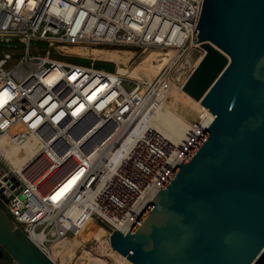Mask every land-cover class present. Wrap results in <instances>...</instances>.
<instances>
[{"label": "built area", "instance_id": "obj_1", "mask_svg": "<svg viewBox=\"0 0 264 264\" xmlns=\"http://www.w3.org/2000/svg\"><path fill=\"white\" fill-rule=\"evenodd\" d=\"M202 2L0 0V203L49 257L88 219L127 232L200 137L176 151L145 121L203 55ZM58 44L130 48L127 68L155 50L162 64L136 78Z\"/></svg>", "mask_w": 264, "mask_h": 264}, {"label": "water", "instance_id": "obj_2", "mask_svg": "<svg viewBox=\"0 0 264 264\" xmlns=\"http://www.w3.org/2000/svg\"><path fill=\"white\" fill-rule=\"evenodd\" d=\"M195 28L204 52L182 90L213 119L109 245L131 264H264V0H203ZM4 251L56 264L0 208Z\"/></svg>", "mask_w": 264, "mask_h": 264}, {"label": "bare ground", "instance_id": "obj_3", "mask_svg": "<svg viewBox=\"0 0 264 264\" xmlns=\"http://www.w3.org/2000/svg\"><path fill=\"white\" fill-rule=\"evenodd\" d=\"M57 48L59 51L64 52L65 54L74 55L81 53L87 55L90 59L111 61L116 63V65L118 66L124 65L123 67L119 66V70L121 72H127L129 76L136 78H141L143 72L153 75L160 68L162 64V62H158V60L160 59L158 58L159 56L155 55L156 53H158L155 50H146V53L143 54L144 56L142 57V60L144 61L142 62L138 61L132 68L130 67L127 68L126 67L127 62L134 54V50L130 48L108 47V46H100V45H67V44H63V45L58 44ZM150 60L155 62L152 63L150 62ZM199 60L200 59L197 58V60H195V63H198ZM176 89H182V87L181 86L171 87L167 91L163 102L168 97V95L171 94L172 92H175ZM184 93L187 94L186 92ZM193 100L199 103L201 106H203L199 100H195V99ZM163 102L153 112L150 118L145 121V125L147 128L152 129L162 139L167 141L176 151L182 150L183 143L185 142V140H189L191 143L194 142L204 131V129L208 126L210 121L213 119L212 113L209 112V110L203 106L202 114L200 115V121L192 122L188 134L180 142L175 143L169 140L166 136H164L161 133V131H159V129L153 125V118L155 117L156 113L161 109ZM18 151L19 149H16L12 146H7L5 148V154L7 155L9 160L14 162V164L19 163L21 161V158L20 159L17 158V160H14L16 152ZM89 221H91V219H88L85 225ZM81 230L78 233H76L74 236L67 237L63 240L51 244L49 251V255L51 259L56 264H68L73 261H74L73 264H108L103 258H101L103 254H96L92 252L90 249H83L82 246H80L79 243L75 240V238L80 234ZM109 251H110L109 254L113 256L114 260H118V261L121 260L122 262L124 261L125 264H131L130 261L125 256L116 252L111 246L109 248ZM118 261H116V263Z\"/></svg>", "mask_w": 264, "mask_h": 264}, {"label": "rangeland", "instance_id": "obj_4", "mask_svg": "<svg viewBox=\"0 0 264 264\" xmlns=\"http://www.w3.org/2000/svg\"><path fill=\"white\" fill-rule=\"evenodd\" d=\"M65 59L83 65H88L89 63L88 59L82 60L72 56H65ZM139 59L140 57L134 56L131 59L130 64H136ZM94 66L107 71H112L114 68V65L111 63H98L96 61L94 62ZM202 107L203 106L185 94L182 89H176V91L169 94L163 102L161 109L153 118V125L169 140L178 143L188 134L192 122L200 121ZM0 208L3 210L1 203ZM108 237L106 229L99 223H94L91 220L83 227L75 240L83 249H90L96 254H103L101 258H103L108 264H125L124 261L114 260L113 256L109 254L110 245ZM5 259H7V263L4 262ZM116 261L118 262L116 263ZM0 264L17 263L12 260L7 252L4 251L3 256L0 259Z\"/></svg>", "mask_w": 264, "mask_h": 264}, {"label": "trees", "instance_id": "obj_5", "mask_svg": "<svg viewBox=\"0 0 264 264\" xmlns=\"http://www.w3.org/2000/svg\"><path fill=\"white\" fill-rule=\"evenodd\" d=\"M75 56H79V57H88L87 55H84V54H81V53H78V54H74ZM89 58V57H88ZM78 59H85V58H78ZM86 60V59H85ZM96 62L100 63V62H104V63H111L113 64L112 62H108V61H101V60H97Z\"/></svg>", "mask_w": 264, "mask_h": 264}, {"label": "flooded vegetation", "instance_id": "obj_6", "mask_svg": "<svg viewBox=\"0 0 264 264\" xmlns=\"http://www.w3.org/2000/svg\"><path fill=\"white\" fill-rule=\"evenodd\" d=\"M3 253H4V252H3ZM4 262H6V263H7V262H8V261H7V259H5V261H4Z\"/></svg>", "mask_w": 264, "mask_h": 264}, {"label": "snow or ice", "instance_id": "obj_7", "mask_svg": "<svg viewBox=\"0 0 264 264\" xmlns=\"http://www.w3.org/2000/svg\"><path fill=\"white\" fill-rule=\"evenodd\" d=\"M53 199H55V197H53Z\"/></svg>", "mask_w": 264, "mask_h": 264}]
</instances>
